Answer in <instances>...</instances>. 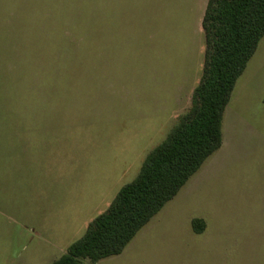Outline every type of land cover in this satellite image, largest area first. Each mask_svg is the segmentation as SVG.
Masks as SVG:
<instances>
[{"label": "rangeland", "instance_id": "obj_1", "mask_svg": "<svg viewBox=\"0 0 264 264\" xmlns=\"http://www.w3.org/2000/svg\"><path fill=\"white\" fill-rule=\"evenodd\" d=\"M208 1L0 0V264H51L137 176L192 105ZM222 129L178 194L96 264H264V37Z\"/></svg>", "mask_w": 264, "mask_h": 264}, {"label": "trees", "instance_id": "obj_2", "mask_svg": "<svg viewBox=\"0 0 264 264\" xmlns=\"http://www.w3.org/2000/svg\"><path fill=\"white\" fill-rule=\"evenodd\" d=\"M205 58L192 105L146 157L137 176L51 264H96L121 254L223 143V119L238 78L264 37V0H209ZM195 232L206 227L192 221Z\"/></svg>", "mask_w": 264, "mask_h": 264}]
</instances>
